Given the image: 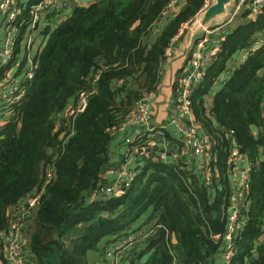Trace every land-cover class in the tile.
<instances>
[{
	"label": "trees",
	"instance_id": "1",
	"mask_svg": "<svg viewBox=\"0 0 264 264\" xmlns=\"http://www.w3.org/2000/svg\"><path fill=\"white\" fill-rule=\"evenodd\" d=\"M173 1L95 0L43 34L36 77L13 107L17 118L0 130V235L12 210L26 207L29 194L40 196L23 238L35 264H92L105 240L152 226L154 235L127 253L129 264H220L241 159L249 186L232 264H264V10L254 17L244 8L207 45L218 51L190 98L195 122L213 142L206 168L155 158L138 166L123 196L105 193L114 130L158 92L170 56L191 34L184 26L210 0H178L170 9ZM82 96L84 111L66 118ZM152 136L145 132L136 148ZM165 136L172 150L183 149L179 133ZM0 264H8L1 237Z\"/></svg>",
	"mask_w": 264,
	"mask_h": 264
},
{
	"label": "built area",
	"instance_id": "2",
	"mask_svg": "<svg viewBox=\"0 0 264 264\" xmlns=\"http://www.w3.org/2000/svg\"><path fill=\"white\" fill-rule=\"evenodd\" d=\"M177 2L178 0H174L170 9ZM209 3L204 10L209 7ZM73 6V0H41L38 3H32V0H0V31H2V36H0V130L17 118L13 107L25 101L28 88L36 77L38 57L49 38V34L47 36L43 34L48 27H53L52 32L57 20L62 18L66 11ZM244 8L250 9L252 15L258 17L264 10V0H239L226 25L232 23L235 16ZM214 32L216 30L207 31L205 38L197 44L189 63L190 70L186 76L180 79L177 94L172 102L171 121L168 123V127L173 126L176 129L184 147L180 152H169L166 146H163L162 153L158 155L160 161L167 162L169 156L179 159L188 155L197 162L198 170H204L208 164V158L213 150V142L200 131L195 122L190 98L194 89L202 82L206 68L218 51V49L209 51L207 48ZM81 98L79 109H68L65 112L66 118H74L78 113L84 111L86 98L84 96ZM149 98L150 96L139 103L133 117L128 121L130 124L148 125ZM120 129H115L114 133ZM147 132L153 135L148 146L150 148L158 147V140L155 139L156 130L148 127ZM144 133L145 131L143 133L136 132V135L129 141L124 164L122 163L117 171L108 172L106 177L113 175L116 180L104 187L107 195L117 196L119 193H124V188H127V185L136 177L137 170L129 168V166L137 162V149L141 151L142 155L152 153L143 143L136 148ZM235 153L238 152L235 150ZM248 171L249 168H243L242 165L235 170L234 192L228 210L226 232L223 236L221 264H232L236 256L235 242L244 228L243 208L248 195ZM46 178L47 182H50L52 171L48 172ZM118 190L121 191L118 192ZM39 200L40 196L35 193L29 194L26 199L27 206L17 207L9 214V227L0 235L8 264H25L23 238L26 219ZM152 227L117 238L108 252L109 264H122L137 239H146L154 235L155 230ZM125 262L129 264L128 260ZM172 264H179V261L174 260Z\"/></svg>",
	"mask_w": 264,
	"mask_h": 264
},
{
	"label": "crops",
	"instance_id": "3",
	"mask_svg": "<svg viewBox=\"0 0 264 264\" xmlns=\"http://www.w3.org/2000/svg\"><path fill=\"white\" fill-rule=\"evenodd\" d=\"M73 3H74L73 8L66 11V13L63 15V17L62 18L60 17L57 20L59 24L61 23L62 20H65L69 16H71L73 14V12L75 11L74 9L87 6V5L82 4L80 0H73ZM55 24H57V22ZM189 31L191 32V29ZM212 31H214V30H212ZM216 34L217 33H214V35H216ZM216 36L218 37L219 35H216ZM199 37H201V36H199ZM212 37H214V36H212ZM195 38H197V37H195ZM195 38L192 39L191 34L185 38L186 41L188 42V44H187V47L183 50V53H179L181 55H179L177 57L178 62L176 63V66L171 68L170 63H169V69L167 70V68H166V70H165L166 72L164 75L163 85H161L159 87V90L157 93L150 95L149 113H148L149 123H148V125L138 126V125H135L133 123L130 124V122H127L122 129H120L119 131L114 133L113 148L111 149L110 154L113 158V163H115V164L113 165V167L109 171H117L118 168L122 165V163L124 164V161L126 159V152L129 149V141L136 135V132L137 133H138V131H141L142 133L144 131L147 132L148 127H150L153 130L154 129L156 130L157 140H158V144L160 147L166 146V148L169 152L176 151V150H172L170 143L166 139L165 135H166L167 131L173 132V135H175V134L178 135V132L176 131V129L173 126L168 127V123L171 121L172 102H173L174 97L177 94V90H175V83H176V78L178 77L180 71L186 69L185 72L188 73L190 70L188 52L191 50V48L193 46V41ZM211 38H210V41H211ZM182 47H183V44H181V46L178 49H180ZM213 47H214V44L211 46V48H213ZM178 49L176 51H174V55L175 54L177 55ZM173 80H174V84L172 83ZM171 83H172V85H171ZM167 90H169L168 94H166ZM119 146H121V147H119ZM161 153L162 152H160L158 150L152 151L151 154L144 155V157H145L144 160L141 159L142 157H139L137 159V162L135 164H131L129 166V168H133V169L137 170L138 166L139 165L141 166L143 163H145V161H150V160L153 161L155 158L159 159V157L157 155H160ZM180 159L187 162V163L191 162L195 165L196 169L198 168L197 162L194 161L192 157L187 155V157H181ZM167 160H172V159H170V156H169ZM242 161H243L242 167L243 168H249V163L246 162L244 159H242ZM108 172H107V174H109ZM107 174L105 175V178H107L109 184H111L112 182H114L116 180V177L113 175L106 177ZM112 240L113 241L111 243H108V241L105 240L101 244L100 250L93 254L92 264H109L110 263V258L105 253H108L111 250L116 239H112ZM25 252H26V261H27L26 264H35V260L32 256V254L30 253L27 246L25 247ZM96 256L98 257V260L97 259L95 260ZM220 264H221V262H220Z\"/></svg>",
	"mask_w": 264,
	"mask_h": 264
},
{
	"label": "water",
	"instance_id": "4",
	"mask_svg": "<svg viewBox=\"0 0 264 264\" xmlns=\"http://www.w3.org/2000/svg\"><path fill=\"white\" fill-rule=\"evenodd\" d=\"M82 4L87 5L93 3L95 0H80ZM235 6V0H213V4L198 15L194 26L191 29V38L199 37L205 34V32L215 29V27L221 25L232 15L231 9ZM228 21V20H227ZM261 46L257 45L256 49ZM124 193L117 195L123 196ZM23 200L20 201L22 203Z\"/></svg>",
	"mask_w": 264,
	"mask_h": 264
},
{
	"label": "rangeland",
	"instance_id": "5",
	"mask_svg": "<svg viewBox=\"0 0 264 264\" xmlns=\"http://www.w3.org/2000/svg\"><path fill=\"white\" fill-rule=\"evenodd\" d=\"M209 2H210V3H209V7H210V6L213 4V0H210ZM231 10H232V9H231ZM233 12H234V11H233ZM232 14H233V13H232ZM197 17H198V16H197ZM230 17H231V16H229V17L227 18V20H229ZM227 20L224 21L221 25L215 27L214 30H216V32H214V33H217L216 35H221L223 29H226V27L223 28V26H225V25L227 24V22H228ZM193 26H194V25H191V26H184V28L190 30V29H192ZM211 31H212V30H211ZM205 33H207V32H205ZM205 35H206V34H204V35L201 36V37H202L201 40H203V39L205 38ZM0 36H2V31H0ZM201 40H200V41H201ZM200 41H199V42H200ZM182 44H183V47L180 48V49H178V53L176 52L177 55H176V54H175V55L173 54V55H171L170 58H169V59H170L169 63H170L171 68H173L174 66H176V63L178 62L177 57H178L179 55H181V54H179V53H183V50L187 47L188 42L186 41L185 37H184V39H183V43H182ZM259 45H261V44H259ZM194 50H195V49H194ZM192 53H193V52H192ZM216 53H217V52H216ZM216 53H215V54H216ZM186 58H187V57H186ZM165 80H166V79H165ZM172 83L174 84V80L172 81ZM172 83H171V85H172ZM161 85H163V82L161 83ZM168 92H169V90L166 91V94H168ZM166 94H165V95H166ZM241 160H242V159H241ZM232 181L235 182V178H234V176L232 177ZM234 184H235V183H234ZM125 185H126V184H125ZM129 185H130V184H129ZM129 185H127V187H128ZM107 186H108V185H107ZM119 191H121V190H118V192H119ZM124 193H125V192H124ZM119 194H121V193H119ZM119 194H118V195H119ZM96 259L98 260V257H97V256L95 257V260H96ZM96 263H97V262H96Z\"/></svg>",
	"mask_w": 264,
	"mask_h": 264
}]
</instances>
